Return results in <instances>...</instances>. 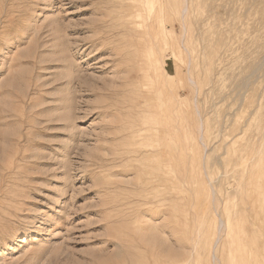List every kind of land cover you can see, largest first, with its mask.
<instances>
[{"label":"rangeland","instance_id":"obj_1","mask_svg":"<svg viewBox=\"0 0 264 264\" xmlns=\"http://www.w3.org/2000/svg\"><path fill=\"white\" fill-rule=\"evenodd\" d=\"M229 254L264 264V0H0V264Z\"/></svg>","mask_w":264,"mask_h":264},{"label":"bare ground","instance_id":"obj_2","mask_svg":"<svg viewBox=\"0 0 264 264\" xmlns=\"http://www.w3.org/2000/svg\"><path fill=\"white\" fill-rule=\"evenodd\" d=\"M150 1V0H149ZM181 12H186V8H185V6L182 8V10H181ZM142 24L141 23H138L137 24V26L138 27H140ZM162 30H163V28H162ZM165 30V29H164ZM151 52H153V50H151ZM150 52V53H151ZM150 53H148L147 55H145V57H149V55H150ZM141 61H143V60H141ZM168 65V64H167ZM144 72V71H143ZM170 72V71H169ZM145 73H147V71L145 72ZM245 77V76H244ZM230 188V187H229ZM232 215H234V212L233 211H231V209H228L227 210V212H226V220H221L220 219V221H218V225H217V229L222 225H224L223 227H225L226 228V231H227V233H226V235L227 234H229V229H230V226L232 225V220H230V218H231V216ZM217 236H218V234H217ZM251 238V237H250ZM219 239V238H218ZM217 239V240H218ZM227 239V238H226ZM252 239V238H251ZM216 240V239H215ZM251 241V240H250ZM227 243V242H226ZM228 244V243H227ZM237 245V244H236ZM227 247V246H226ZM228 248V247H227ZM239 249H240V247H239ZM238 250V249H237ZM229 251V250H228ZM235 254H237L236 252H235ZM241 254V253H240ZM212 257H213V255H211ZM229 256H230V254H229ZM214 258V257H213ZM230 261H231V256H230ZM235 262V259L234 258H232V261H231V264H233Z\"/></svg>","mask_w":264,"mask_h":264}]
</instances>
